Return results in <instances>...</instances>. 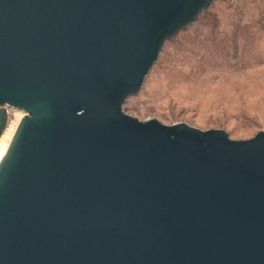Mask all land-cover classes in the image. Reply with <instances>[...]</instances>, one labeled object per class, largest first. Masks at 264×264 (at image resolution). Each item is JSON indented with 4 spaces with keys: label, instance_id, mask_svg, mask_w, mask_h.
Returning <instances> with one entry per match:
<instances>
[{
    "label": "water",
    "instance_id": "95a60500",
    "mask_svg": "<svg viewBox=\"0 0 264 264\" xmlns=\"http://www.w3.org/2000/svg\"><path fill=\"white\" fill-rule=\"evenodd\" d=\"M213 0H0V264H264V130L124 110Z\"/></svg>",
    "mask_w": 264,
    "mask_h": 264
},
{
    "label": "rangeland",
    "instance_id": "374dc122",
    "mask_svg": "<svg viewBox=\"0 0 264 264\" xmlns=\"http://www.w3.org/2000/svg\"><path fill=\"white\" fill-rule=\"evenodd\" d=\"M206 9L181 38L202 42L206 29L200 22L211 20L210 15L228 33L236 24L246 25L248 34L254 33L249 44L255 49L247 64L241 57L221 56L213 66H204L191 46L176 43L177 35L166 44L163 62L150 71L140 92L128 98L127 112L140 120L184 122L201 130L224 129L231 139H249L264 130V0H213ZM24 115L9 109L0 158Z\"/></svg>",
    "mask_w": 264,
    "mask_h": 264
},
{
    "label": "trees",
    "instance_id": "16d2710c",
    "mask_svg": "<svg viewBox=\"0 0 264 264\" xmlns=\"http://www.w3.org/2000/svg\"><path fill=\"white\" fill-rule=\"evenodd\" d=\"M206 10L207 9L200 13L198 17L200 15L203 16L205 13H207L208 11ZM210 16L211 20L206 19L200 22L204 29H206L202 42L195 43L191 39H182L181 34L182 32H184V29H181L173 38L166 41L159 55V59L155 63L153 68L157 64L163 62V58H165V55L164 57H162L161 54L164 53L166 44L173 42L175 40L174 38L177 35H179V38H176V40H178L176 41V43L181 47H183V45L191 46L194 50L193 52H195V54L199 57L198 61L201 62V64L204 66H213V64L217 63L216 58H219L221 56H231L235 59L241 57L243 59V63L247 64V62L250 60L251 53L255 51V49L252 48V45L249 44V39L253 38L254 33L248 34L246 25L241 24H236L234 30L231 33L225 32L220 28V21L217 16ZM241 39H243V42L240 41ZM197 67L200 68V66L198 65ZM127 101L128 99L123 105L125 111H127Z\"/></svg>",
    "mask_w": 264,
    "mask_h": 264
},
{
    "label": "bare ground",
    "instance_id": "6f19581e",
    "mask_svg": "<svg viewBox=\"0 0 264 264\" xmlns=\"http://www.w3.org/2000/svg\"><path fill=\"white\" fill-rule=\"evenodd\" d=\"M17 125H18V124H17ZM16 127H17V126H16ZM12 136H13V134H12ZM11 139H12V137H11ZM11 139H10V141H11ZM10 141L8 142L7 147L5 148L4 152L2 153V156H1V158H0V161H1L2 157H3L4 154H5V152H6L7 148H8V145H9Z\"/></svg>",
    "mask_w": 264,
    "mask_h": 264
}]
</instances>
